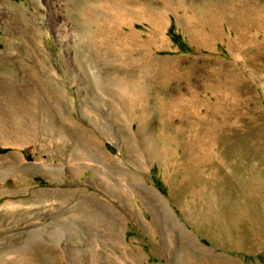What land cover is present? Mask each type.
Returning a JSON list of instances; mask_svg holds the SVG:
<instances>
[{
  "label": "rangeland",
  "instance_id": "rangeland-1",
  "mask_svg": "<svg viewBox=\"0 0 264 264\" xmlns=\"http://www.w3.org/2000/svg\"><path fill=\"white\" fill-rule=\"evenodd\" d=\"M0 7V264H264V0ZM127 49L154 64L126 107L109 63Z\"/></svg>",
  "mask_w": 264,
  "mask_h": 264
},
{
  "label": "bare ground",
  "instance_id": "bare-ground-1",
  "mask_svg": "<svg viewBox=\"0 0 264 264\" xmlns=\"http://www.w3.org/2000/svg\"><path fill=\"white\" fill-rule=\"evenodd\" d=\"M127 2H132L134 3L135 0H127ZM209 2V1H208ZM215 2V1H214ZM213 2V3H214ZM207 5V4H206ZM18 9H20V5H17L16 6ZM212 7V6H211ZM45 8V7H44ZM209 10H210V6L208 7ZM208 10V9H207ZM213 10V9H212ZM212 12V11H211ZM4 14V11L2 10V8L0 7V18L1 16ZM212 17L213 21L215 23H218L220 21H231V19L233 20V23L235 22V25H247V26H251V24H254L256 25L257 21L255 18L253 21L248 17V11L246 9H243L241 7H238V8H234L233 10L230 9L228 10L227 8H225L224 6H220L218 5L217 9L215 12L211 13L209 11H207V17ZM46 16V15H45ZM236 16H239L241 19H242V22H238L235 20V17ZM252 16V15H251ZM16 18V17H15ZM14 18V19H15ZM29 21V20H28ZM212 22V21H211ZM19 26V25H18ZM18 29V28H17ZM32 30V29H31ZM66 36L65 33L60 29H56L55 30V37H56V41L58 42V44L60 43L61 44V39ZM191 37V36H190ZM30 38V37H29ZM92 38V37H91ZM206 38V37H205ZM67 39V38H65ZM192 39H194V36H192ZM211 39V38H210ZM6 41V40H5ZM63 41V40H62ZM206 41V40H204ZM129 42L130 44L133 43H136V39L135 37L131 36L129 38ZM7 43V42H6ZM104 45L106 46L108 52H110L112 55L115 54L114 50H113V46L112 44L110 43V41H106L104 43ZM15 46V45H14ZM137 46V45H136ZM10 47V46H9ZM99 48H101V46H99ZM10 49V48H9ZM126 54H122L123 56L121 57V62L120 63H116L115 61H111L109 63V66L112 70V72L114 74L117 75V77H119V79L123 82L125 88H126V97L127 99H125L127 102L124 103V105L126 106V104H135L136 101H140V100H144V98H146L148 95H149V92L152 90L150 87H149V81L150 79H152L151 77V70L153 69V62L150 60L149 57H146L145 54L143 53L142 54V60L140 61V63L138 62V60L133 56L132 52L127 49L126 50ZM9 53V52H8ZM14 56V55H13ZM32 56V55H31ZM30 56V57H31ZM16 58V57H15ZM94 59V58H93ZM120 59V58H119ZM118 59V60H119ZM22 60V59H21ZM17 60H14V62H16ZM91 61V60H90ZM2 62V60H1ZM4 62V61H3ZM6 62V61H5ZM36 62V61H35ZM19 63V61H18ZM28 66V64H27ZM3 67V66H2ZM36 68V67H35ZM17 69V68H16ZM35 70V69H34ZM34 70L31 69V67H28L25 69V73L28 74V77L32 80V81H39V79L36 77L35 73H34ZM153 71V70H152ZM158 71V70H157ZM6 72V71H5ZM45 73V72H44ZM43 73V74H44ZM41 75V74H40ZM155 75H159V73L157 74H154ZM110 76V74H109ZM153 76V77H154ZM162 76V75H161ZM176 77L179 78V76H177L176 74L174 75ZM43 77V76H42ZM98 77V76H96ZM104 77V76H103ZM107 77V76H106ZM163 78H165L164 80L165 81H169L170 78H173L172 76L168 75V76H163ZM17 79V78H16ZM45 79V77L43 78ZM48 79V78H47ZM137 80V82H136ZM30 81V80H29ZM41 83V81H39ZM38 82V83H39ZM49 82V81H48ZM104 82V81H103ZM163 82V81H162ZM0 83H2L1 86H3V84H10V83H13V79L11 77H8V76H3V77H0ZM86 83V82H85ZM84 84V83H83ZM102 84V83H101ZM115 85V84H114ZM9 86V85H8ZM19 86V85H18ZM107 87V86H106ZM110 87V86H109ZM108 87V88H109ZM10 88V87H9ZM103 88V87H102ZM111 88V87H110ZM13 89V88H12ZM19 89V88H18ZM29 89V88H28ZM101 89V88H100ZM18 91V90H17ZM39 91V90H38ZM104 90H102L103 92ZM158 93V90H156ZM159 91L161 92V85H159ZM29 92V90H28ZM50 92V91H49ZM115 92V91H114ZM114 92H112L114 94ZM118 92V91H117ZM16 93V92H15ZM105 93V92H103ZM112 93H110L111 95L110 96H113ZM35 94V93H33ZM49 94V93H48ZM10 95V94H9ZM90 96V95H89ZM93 96V95H92ZM118 96V95H117ZM122 96V95H121ZM94 97V96H93ZM116 97V96H115ZM11 98V97H10ZM7 99V97H6ZM23 99V98H22ZM114 99V98H113ZM116 99V98H115ZM114 99V100H115ZM1 100V99H0ZM122 100V99H121ZM113 101V100H112ZM117 101V99H116ZM120 101V100H119ZM22 102V101H21ZM121 102V101H120ZM1 103V102H0ZM11 104V103H10ZM123 104V103H122ZM139 104V103H138ZM112 105V104H111ZM119 105V104H118ZM154 112L157 113V115L162 119V120H167V117L169 116V113L172 109L175 108V111L176 112H181V106L177 103L175 105H173V107H168L165 103H161L160 101H155L154 102ZM26 106V105H25ZM20 107V106H19ZM127 107V106H126ZM135 109V108H134ZM8 110V109H7ZM6 110V111H7ZM10 110V109H9ZM11 110H14V109H11ZM18 110V109H17ZM115 109L113 108V111ZM132 110V109H131ZM170 110V111H169ZM5 111V110H4ZM2 111V112H4ZM19 111V110H18ZM21 111V110H20ZM1 112V113H2ZM171 112H174V111H171ZM20 113V112H19ZM3 115V113H2ZM92 115V114H91ZM117 115V114H116ZM22 116V115H21ZM119 116V115H118ZM8 117V116H7ZM120 117V116H119ZM14 119V118H13ZM4 121L6 120L5 118L3 119ZM38 120V119H36ZM2 121V120H1ZM0 121V122H1ZM13 121V120H12ZM44 121V120H43ZM42 122V121H41ZM17 123V122H16ZM39 123V122H37ZM47 123V122H46ZM11 124V123H10ZM9 124V125H10ZM19 124V123H17ZM33 124V123H32ZM44 124V123H43ZM13 125V124H12ZM15 126H17L16 124H14ZM36 125V124H35ZM46 125V124H45ZM7 126V125H6ZM44 126V125H43ZM168 124L165 123V127L168 128ZM161 127V126H160ZM164 127V126H163ZM3 128V127H2ZM9 128V127H7ZM6 129V128H5ZM13 130V129H12ZM123 131H124V137L129 141L131 142L132 145H134V123L133 124H129V123H125L124 125V128H123ZM16 132V131H15ZM87 132H85L86 134ZM87 135H89V133H87ZM86 135V136H87ZM30 136V135H29ZM90 137V140L92 138V135H89ZM17 138V137H15ZM138 138V137H137ZM27 139V138H26ZM12 141V140H11ZM93 142V140H92ZM139 142V141H138ZM143 145V144H142ZM140 146V145H139ZM140 148V147H138ZM145 149V148H144ZM144 152V151H143ZM246 191V190H245ZM22 262H26L27 259H29V257L27 258H22ZM30 261V260H29Z\"/></svg>",
  "mask_w": 264,
  "mask_h": 264
}]
</instances>
